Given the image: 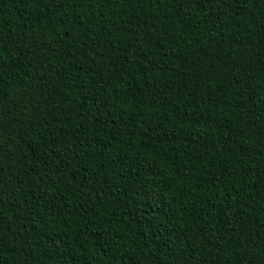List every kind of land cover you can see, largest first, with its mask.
Instances as JSON below:
<instances>
[{
  "label": "trees",
  "instance_id": "16d2710c",
  "mask_svg": "<svg viewBox=\"0 0 264 264\" xmlns=\"http://www.w3.org/2000/svg\"><path fill=\"white\" fill-rule=\"evenodd\" d=\"M0 264H264V0H0Z\"/></svg>",
  "mask_w": 264,
  "mask_h": 264
}]
</instances>
